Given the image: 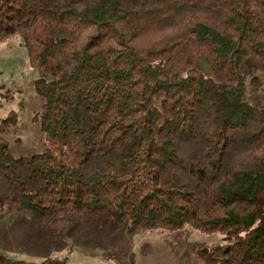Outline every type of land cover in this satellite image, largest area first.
Masks as SVG:
<instances>
[{
	"label": "trees",
	"instance_id": "trees-1",
	"mask_svg": "<svg viewBox=\"0 0 264 264\" xmlns=\"http://www.w3.org/2000/svg\"><path fill=\"white\" fill-rule=\"evenodd\" d=\"M13 38L41 73L39 128L74 165L0 136V210L53 242L100 219L189 227L227 237L199 250L214 264H264V91L244 94L264 82V0H0V44Z\"/></svg>",
	"mask_w": 264,
	"mask_h": 264
},
{
	"label": "rangeland",
	"instance_id": "rangeland-1",
	"mask_svg": "<svg viewBox=\"0 0 264 264\" xmlns=\"http://www.w3.org/2000/svg\"><path fill=\"white\" fill-rule=\"evenodd\" d=\"M42 27L38 26V30ZM52 36H65L62 29L49 28ZM197 68L204 76L211 72L202 57ZM41 73L29 65L19 38L0 44V136L13 156L49 150L68 165L69 154L60 156L58 146L40 130L36 115L41 109L35 80ZM264 91V82L254 87L248 78L244 85L247 101L255 103ZM14 112V126L4 128L1 121ZM227 237L217 233L201 234L189 227L175 232L144 231L124 225L114 228L105 219L93 224L75 222L67 235L53 242L51 232L35 219L4 206L0 210V251L12 259L40 262L66 260V264H214L201 248L222 244Z\"/></svg>",
	"mask_w": 264,
	"mask_h": 264
}]
</instances>
